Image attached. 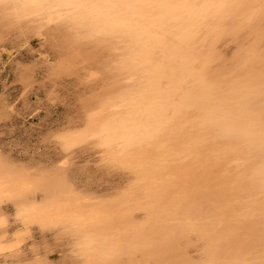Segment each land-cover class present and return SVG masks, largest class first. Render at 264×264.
Returning <instances> with one entry per match:
<instances>
[{
	"label": "bare ground",
	"instance_id": "1",
	"mask_svg": "<svg viewBox=\"0 0 264 264\" xmlns=\"http://www.w3.org/2000/svg\"><path fill=\"white\" fill-rule=\"evenodd\" d=\"M252 1L226 0L224 5L221 3L223 8L228 11L232 9L231 11L234 12L233 18L227 20L225 24L226 28H230V34L222 42L220 48L225 62L230 60L233 52L240 46L237 41L241 36L248 38L247 36H250L258 28H264V21L259 22V19L264 17V0ZM51 2L53 1L51 0ZM44 4L42 0H23L22 3H17L14 0H0V64H6L8 70L25 90L30 89L37 78L40 79L39 90L44 91L49 101L63 102L66 109L61 119L54 122L53 126L38 131L39 145L36 148L34 146L35 149L31 153L27 154L28 152L16 150L12 154L11 148L13 149L16 145L9 146L7 144V149H4L0 144V264H263L264 257L259 256L262 263L257 261L259 258L255 259L260 254L261 248L254 258V252L258 250L260 244L258 242H256L258 246L255 245L253 256L251 253H246L245 255L248 256H245L244 253L250 252L248 249L252 250L255 247L245 246L247 250L244 248L246 251L243 250L240 253L241 247L237 248V244L234 243L238 249L235 253L230 251V247H227L228 244L224 246L225 243H219L218 236H225L229 231L224 233L228 228H225V231L221 230L220 223L222 225L224 222L225 227H230L228 224L232 220L234 222L237 215H226L227 217L224 215L225 219L221 217L222 221L218 222L220 214L218 216L216 212L215 216L210 219L213 216L212 206L208 207L205 201L211 195L207 193L206 196L204 192L214 181L210 182L212 176L206 178L205 175L202 177L203 173H196L200 169V172H203L205 166H192L193 171L197 167L200 169H197L195 174L186 176L185 180L183 179L187 186L182 187L180 191L176 187H179V184H173V188L175 186L178 190L176 193L168 186L172 185L175 180L173 178V182L171 181L173 172L182 180V176L186 175L184 172L191 169L188 167V170H181L180 173L181 167H186L182 164L183 166L178 169L179 172L176 168L173 172L160 177L162 174L160 170L166 167V163H163L165 152L158 153L156 151L154 153L149 149V154L147 149L144 150L146 147L143 149L142 143L140 144L143 151L137 147L141 138L138 134L143 130H141V126L136 125L138 123L136 120L140 117L143 118V115L141 116L143 106L152 101H150L151 97L148 101L145 99L144 102V96H140L141 94H137L135 97L133 95L135 91L146 93V98L149 96V92H151L150 95H153L152 91H149L151 82L148 80L150 83H147L145 87L140 85L138 91L134 87L135 84L133 86L128 83L129 76L137 74V71L140 70L137 68L139 59H137L134 47L136 43L131 41L135 45H130L131 50L128 52L127 48L129 47H121L122 52L119 50L120 48H116L118 42L114 40V37L119 34L118 29H136V25L132 24L134 21L138 22V19L134 18L132 24L130 22L128 25H124L125 21L123 24L120 19L121 22L114 17L115 21L112 19L113 17L111 18L112 15L110 18H107L106 14L103 15L107 16L106 19L103 16L94 15L100 11L94 7L92 8L94 14L90 15L93 18H95L94 16L102 18L99 22H96V18L95 21H92L91 17V21L86 19V17L89 18L91 10L89 13L85 11L76 15L55 14L51 16V13L45 12ZM104 11L103 13H106V10ZM241 15H244L242 17H246V19L237 20V17H241ZM252 19L255 20H253L255 29L247 35L244 33L238 35V31L246 24L248 25ZM140 20L142 18L139 19L141 24ZM120 40H122L121 37ZM247 41L246 39L243 45L248 43ZM256 44L264 45V36L261 38L258 35ZM117 45L120 47L119 44ZM263 59L260 61L263 62ZM261 62L260 64L264 63ZM262 72L258 76L251 75L252 77H249H255L254 79H258V82L264 85V71ZM6 106L0 105V124L9 117ZM127 107L129 109H126ZM263 108L260 109L263 111ZM149 110H147L148 114L155 113L151 111L152 107ZM210 116L212 115L210 114ZM142 118L140 122L144 120ZM159 122L161 123V121ZM122 136L131 138H126L127 142L123 143L125 140L121 139ZM135 137L139 138L134 141ZM117 139L121 140L117 141ZM133 141L134 144L137 143L136 146L132 143ZM148 141L150 144L152 140ZM173 141L175 142V138ZM121 142L124 145L114 148ZM156 142L154 140V144ZM130 143L133 145L130 146ZM192 143L191 141L190 144ZM197 143L194 145L197 146ZM126 144H128L127 147ZM155 146L157 145L155 144ZM136 147L142 153L137 151L134 153ZM193 149H190L192 153ZM175 151L177 152V150ZM146 159L158 160V162L160 160L162 164L160 162L153 164L149 160L151 165L147 163ZM144 160H146V165H144ZM202 161L200 160V162ZM219 161L218 163H223ZM192 162L190 161V163ZM174 163L176 164V161ZM213 166V170L218 167L215 164L214 169ZM209 169L210 167L207 170L209 171ZM207 170L205 173L209 175ZM143 176L148 178L145 185L152 184V182L153 186L156 183H160V185L158 184L154 188L152 185H148L152 187L151 190L144 192L143 190H147L149 187L146 188L147 185L145 186L141 181L142 184L137 185L135 181L143 179ZM217 176L219 175L217 174ZM204 177L206 179H203ZM212 179L217 181L216 184L218 181H222V178L216 180L213 177ZM154 180L157 182L155 183ZM162 181L163 183H161ZM235 182L237 181L235 180ZM220 184L222 185L221 182ZM215 186L217 187V185ZM218 188L217 190H219ZM216 191L212 197L218 193ZM170 192L177 194L174 195L175 198L173 195L170 196ZM261 192L263 193V191ZM179 195L181 197L183 195L182 199L178 198ZM212 197H210L211 200ZM213 199L216 200L215 197ZM222 200L224 201V199ZM203 203L209 209H206ZM218 203L220 202L218 201ZM228 207L230 206L228 205ZM229 209L231 211V207ZM238 211L240 212V210ZM237 221L230 224L234 225ZM239 224L241 225V223ZM237 226L239 227V225ZM233 227L236 228V226ZM237 229L239 228H236V232ZM90 231H94L93 236L87 234ZM214 231H223L221 233L224 234ZM14 235L16 236L13 237ZM221 236L219 239L223 240ZM220 244L223 246L221 247ZM235 247H232L231 250H235ZM262 253L264 255V249Z\"/></svg>",
	"mask_w": 264,
	"mask_h": 264
},
{
	"label": "flooded vegetation",
	"instance_id": "2",
	"mask_svg": "<svg viewBox=\"0 0 264 264\" xmlns=\"http://www.w3.org/2000/svg\"><path fill=\"white\" fill-rule=\"evenodd\" d=\"M158 1L159 0H151L150 3L154 2L155 4H157L159 3ZM155 4L151 7L152 13H157L160 10V6ZM182 7L184 6H181L176 9L175 8L169 9L166 12H161L160 16L162 17L163 20H161L160 18L159 20L156 19V21L151 24L149 23L151 27L150 26L148 27L147 25V27H145L146 31L138 30L134 28L133 29L129 28L127 30L124 29L117 30L118 32L120 31L121 33H125L123 34L124 37L126 36L131 37L132 40H134V42L136 43V46L134 47L136 50V56L138 57L137 59H139V61L137 62L138 63L137 68L141 69L142 67H145L152 70V72L146 73V76H150L149 81L151 83L148 82V84L150 83L149 91H152L153 94L150 95L151 92L148 91L149 96L147 97V99L151 97L150 98L151 99L150 101H152L150 102V105L152 104L150 106L152 107L151 111L155 112L157 115L155 113H153L154 115L150 114V118L152 119L148 120L150 121L148 122L149 123L148 125L150 126L147 128V133L148 132L149 134L153 133V135H151L153 137L152 139L153 142L151 141L150 145L148 146L147 150L149 152L147 151V153L150 154V150H152L154 153L156 151H158V153L165 152V157L167 158L165 157L163 158L165 159L164 163H166L165 164L166 167H163L164 171L163 169L160 170L161 171L160 173H162L160 177L173 172L174 170H176V168L178 170L183 165H186V167L185 166L181 167L180 173L183 170L187 169L188 167L189 169H191L199 165H200L199 167L205 166L211 168L213 165L223 164L224 162L230 160L231 157L233 158L237 155L239 156L237 157L239 159H247L252 154H256V153L261 154L258 158L251 159L249 161V165L246 168L242 169V171H240L241 176L239 175V177L235 179L237 182H235L234 180V184H236L235 186L225 188L226 185L224 184L221 185L220 183L216 184V182L214 184L213 182L212 185H209V187L207 188L208 190L206 191L208 192L206 191H205L206 193L204 192L205 195L208 193L211 195L208 196L212 197L214 191H216L217 187H219L218 189L220 190L221 193H223V196L224 195L226 196H224L223 198L225 202L221 200L220 203L216 204V206H218L217 215L219 216L220 214V217L223 218L226 215L227 216L237 215L235 216L236 217L235 221L238 220L236 224L239 225V227L236 224L234 225L230 224L233 222V220L228 224L230 227H225L224 222H222V225L220 223V227L218 226L221 230L228 228L226 231L224 230L225 231L224 233H226L228 230L230 231L227 232V235H225L226 237L223 235L225 237V240L223 236L219 235L223 238V240L221 238L219 239L218 236V241H220L219 243L222 244L225 243L223 244L224 246L228 244L227 247L228 246L230 247L228 248L230 249L231 252L232 251L235 252L238 250L237 248L241 247L240 248L241 250L240 249L239 250L240 253H242L244 248H246L247 246L248 248L249 247L254 248L255 245L257 247L258 244L256 242H258L260 243L257 248L258 250L255 251L256 247L254 248L255 251L254 258H255L257 252L258 253L260 252L259 249L261 248L263 250L264 247V196H263L264 195V111H260V108L264 107V104L261 103V101L264 100V86L262 85V83L258 82V79L246 78V82L241 84V87L246 88V90L245 92L244 91L241 92V94H239L238 96L237 95L238 92H236L234 89L237 86H239V83L241 81L228 85L224 82H220L218 78L217 79L214 78L216 76H219L222 72L224 73L227 67L228 69L237 68L236 66L233 65L237 61H241L243 57V53H240L234 56L233 59H230L229 61L225 62V57L221 54V50H220V48L222 47L221 46L222 42H224L225 39L230 34V28L229 27L226 28L225 24L227 20L233 18L234 16V12L231 11L232 9L228 11L226 8L222 7L223 10L221 14L223 15V18L227 17L228 19L220 20L216 25L213 24L214 26L212 27V29L210 28L211 33L210 36L207 38L205 44L208 42L209 38H213L212 48H210L207 51L205 50L197 51L198 46H195V44L200 38V35H196L194 31L197 29L199 25H203L209 22L210 17H206V13L204 16H202V14H198L193 16L188 15L189 17H187L188 12L182 11ZM217 18H218L217 16L213 17L212 22L215 23ZM253 20L254 19L250 20L248 25L246 24L245 26H243L238 31V35L240 33H244L247 35L250 31L254 30L255 20L254 21ZM200 29L202 28H199L198 30ZM152 33L155 34L152 35ZM159 33H161V38L155 37V35H158ZM245 37L242 38L241 36V38L237 41V43H239L240 46H243ZM224 62L225 64H223ZM216 67H218V69H215ZM247 67L248 66L244 67V69ZM232 75H234V73ZM228 78H230V76ZM228 78H226L225 80H228ZM152 84L154 88L152 87ZM176 89H185L186 91H184V93L180 95V97H177L178 95L177 94L175 97L171 99L172 93ZM176 99H178V102L176 104H172L171 102ZM187 104L190 105L188 106ZM158 111L161 113L158 114L157 113ZM160 114L162 118H159L161 117ZM210 114L212 116H210ZM155 115L158 118V119L156 118L157 120L155 119L156 117ZM192 116L196 117V119L193 120L194 122L191 121L186 124L187 120ZM151 121H153L152 123H156L158 125L152 124ZM159 121H161V123ZM154 125H155V129H154ZM203 127H205L206 129ZM158 131L160 132L158 133ZM198 133L200 134V136ZM192 135L194 136L192 137ZM154 137L157 139H155ZM165 137H167L168 139ZM174 138H175V142L173 141ZM154 140L157 141L155 143L157 146H155ZM159 140L162 142H160ZM191 141L193 142L192 144H190ZM196 143L198 147L194 145ZM190 149L191 150L193 149V153L190 151ZM175 150H177V152ZM241 151H244V153L239 155ZM171 158L173 159L171 160ZM180 158H182L183 160ZM218 158L221 160L219 161ZM166 159H170V160H166ZM199 159L203 161L200 162ZM175 161L176 164L174 163ZM190 161L193 162L190 163ZM218 161L223 163H218ZM209 162L211 163V165ZM168 167L169 169H167ZM173 174L176 173L173 172ZM143 177L144 179L147 178V176H143ZM244 180L245 182H243ZM145 182L147 183V181ZM161 183H163V181ZM215 185H217V187ZM219 190H217L216 192L220 193ZM261 191H263V193ZM218 193H216V195ZM243 194L244 196H242ZM216 195H213L215 199H216ZM249 195H251L253 198L250 197ZM247 197L250 200H248ZM228 205L231 207V211ZM238 210H240V212ZM239 214L241 218L238 217ZM235 221L233 223H235ZM239 223H241V225ZM233 226L239 228L237 229V232H236V228ZM215 227L217 228L216 225ZM217 232L218 233L220 232V234H224L221 233L223 231H216L215 233ZM231 238L235 240H232ZM234 243L235 245L237 244L236 245L237 248L235 247ZM222 244H220L221 247L223 246ZM232 247H235L234 248L235 250H231ZM246 250H244V252ZM261 252L258 255V257L255 258V259L259 258L257 259L259 263H262L260 262L261 258L259 256L264 257L263 253L261 254ZM251 255L253 256V253Z\"/></svg>",
	"mask_w": 264,
	"mask_h": 264
},
{
	"label": "rangeland",
	"instance_id": "3",
	"mask_svg": "<svg viewBox=\"0 0 264 264\" xmlns=\"http://www.w3.org/2000/svg\"><path fill=\"white\" fill-rule=\"evenodd\" d=\"M14 1H16L17 3H22L23 2V0H14ZM52 1L53 2H51V0H42V3H45L44 4L45 5L44 6L45 12L46 13H51V16L55 15V14L56 15H58V14L59 15L75 14L76 15V14L84 13L85 11H88L87 13H89V11L91 10L90 13H89V18L86 17V19H88V20L90 19V21H91V18H92L93 19L92 21L96 20V22L97 21L99 22V20H101L102 18H97L96 16L99 17V16H103V15L106 14L108 17L107 16H103L104 19H106L105 17L110 18V15H112L111 18L113 17L112 19H114L115 21H116V18H117V20L119 22L122 21L123 24H124V21H125L124 25H128V23H130V22L132 24L133 23L132 20L134 21V18H137L138 22H139V19L142 18V20H140V21H142L141 24H144V25H141L140 22L138 23L137 21H134V23L132 25L133 26L136 25V27H135L136 29L144 30V31H146L145 27H147L145 25H148L149 23L151 24V23L155 22L156 19L159 20V18H161V20H163L162 17L160 16V13L161 12H166L169 9H174V8L176 9V8L181 7V6H184V7H182V11H184V12L187 11L188 12L187 13V17H189L188 15L193 16V15H198V14H202V16H204L205 13H206V17H210L209 22H207V23H205L203 25H199L197 27V29L194 31L196 33V35H200V38L198 39L197 43L195 44V46H198L197 51H200V50L207 51L210 48H212L213 38H209V40H208V42L206 44H205V42H206L207 38L210 36L212 27L214 25H216L220 20L224 19L223 15L221 14L222 10H223L222 6H221V3H222V5H224L226 3V0H159L158 1L159 3H157V4H155L154 2L150 3L151 0H74V1L73 0H70V1L69 0H52ZM218 2H220V3L218 4ZM252 2H255V0H253ZM247 3H249V1H247ZM154 4L160 6V10L158 11L159 15H158V12L157 13H152L151 12V7ZM93 7L96 8V9H99L100 11L98 13H96V14L92 13L93 12V10H92ZM113 7H114V9H113ZM106 8L109 9V10H107ZM104 10H106V13H103V12H105ZM110 10H112L111 11L112 13L110 12ZM91 13L96 15V16H94L96 19L93 18L90 15ZM122 13H124V14H122ZM215 16H217L218 18L216 19V22L213 23L212 22L213 21V17H215ZM242 16H244V15H241V17L238 16L239 18L237 17V20L238 19H244V17H242ZM114 17H116V18H114ZM127 18H128V22L126 24ZM137 19H135V20H137ZM245 19H246V17H245ZM129 20H131V21H129ZM263 21H264V17L259 19V22H263ZM135 22H137V23H135ZM124 25H122V26H124ZM149 25H148V27H149ZM199 28H202V29L198 30ZM123 34H125V33H121L119 31L118 35H120V36L117 37L118 35L117 36L115 35L116 37H114L115 38L114 40H117L116 42H118V43H116L113 40L116 43V46H117L116 48H118V49L120 48L119 50H122V52H123V49H121V47L127 46V47L130 48V45H134L132 43L134 40H132V38L128 37V36L124 37ZM154 34L155 33H152V35H154ZM258 35H259V37L263 38V36H264V28L260 27L256 31H254V33H251L250 36H247L248 38H245L244 41L246 42V39H247L248 43H246L243 46H240V47L236 48L237 50H235L233 52V55L230 57V59L233 58L234 56L240 54V53H243L242 60L241 61H237L234 64V66H236L237 68H232V69L229 68L228 69V67H227L225 69L226 71H224L225 73L222 72L219 76L214 77L216 79L218 78V80L220 82H224V83H226L228 85L234 84V83H236L238 81H241L239 83V86H237L234 89L236 92H238L237 93L238 96H239V94H241V92H243V91L245 92V90H246V88L241 87V84L246 82V77L247 76H248L247 79H251V77H252L251 75H254V76L257 75L258 76L259 73H263L262 71H264V63H263L264 61L263 62H261L262 60L260 61V59L264 58V45L262 44V46H261L259 44H256ZM120 37H121L122 40H120ZM155 37L161 38V33H159L158 35H155ZM127 39H130V40H127ZM119 41H120V43H119ZM117 44H119L120 47H118ZM129 48H127L128 50L126 49L127 52L131 50V48L130 49ZM115 51H118V50L115 49ZM118 52H120V51H118ZM123 56H125V55H123ZM258 60H259V62H258ZM4 61H5V59H4ZM260 62L263 63V64H260ZM223 64H225V62ZM256 65H258V66H256ZM246 66H248V67L243 70V68L246 67ZM215 69H218V67H216ZM251 71L254 72V73H252ZM150 72H152L151 69L142 67L140 70L137 71V74L135 73V74L130 75L129 76L130 78L128 77L129 79H127L129 82L127 80H126V82L131 83L133 86L135 84L134 87H136L137 91H138V89L140 90V85H141V87H145L147 85V83L149 82L148 80H149L150 76H146V73H150ZM233 73H234V75H232ZM13 76L14 75L8 70V67L6 66V64L1 63L0 64V105H3V104L5 106L7 105L6 109L8 110L9 117L5 121L1 122L2 124H0V144L2 145V147H4V149H7V147H8V146H6L7 144L9 146L10 145H13V146L16 145L15 147H13V149L11 148V150H13V152H11L12 154H14V152L16 150L19 151V152H23V151L26 152V153L28 152L27 154H29V153H31L33 151V149H35L39 145V142H38L39 139L37 137L38 131H40V130L43 131L47 127L53 126L54 122H56L59 119H61V117L65 113L66 109L64 107V103L63 102H61V101H58V102L57 101L56 102L49 101V98H48L47 95L44 94V91L42 89L39 90V84L41 83L40 79L37 78L35 80V83L33 84V86L30 89L25 90L18 83L16 77L15 76L13 77ZM229 76H230V78H228ZM249 76H251V77H249ZM226 78H228V80H225ZM138 86H139V88H138ZM184 91H186V90L185 89H176L175 91H173L171 99L173 97H175L177 94H178L177 97H180V95H182L184 93ZM137 94L138 95L141 94L140 96H144L143 97L144 98V102H145V99H146V101L148 100L145 97L146 93H141V92L139 93V92L135 91V94L133 95V97H135ZM177 102H178V99L173 100L171 103L172 104H176ZM263 102H264V100L261 101L262 104H263ZM150 106H151L150 102L146 103L143 106L144 108H142V111H141V116L143 115V118L140 117V118H138L136 120L138 122L136 125L139 126V127L141 126L140 127L141 130L144 131V132L142 131L141 133L138 134V136H141V138L139 140L140 142L137 141V142H139V146L137 145V143L134 144V141H136L137 138H139V137H135L136 139L135 140L133 139L134 141L132 142L134 144V146L137 145V147L140 148L142 151H143V149L145 147L146 148L144 150L146 151L148 145H150L148 140H152L153 139V137L150 136V134L147 133V131H146L147 128L150 126V125H148V118H150V114H148L149 112L147 111V110H149ZM128 107L130 108L132 106H128ZM128 107L126 109H129ZM11 111H13V112L10 113ZM260 111H262V110L260 109ZM263 111H264V108H263ZM144 114H147V115L144 116ZM169 116H170V114H169ZM141 118L144 119L142 122H140ZM194 119H196V117L192 116L191 118H189L187 120L186 124L188 122L193 121ZM133 136H135V135H133ZM129 137L130 136H128V137L127 136H125V137L122 136L121 139L125 140V141L122 140L123 143H126L127 142L126 138H129ZM121 139H119V140H121ZM119 140L117 139V141H119ZM123 143L121 142L119 144H116V147H114V148L121 147ZM132 143H130V146L133 145ZM140 143H142L143 149H142V145ZM150 143H151V141H150ZM34 146H35V148H34ZM125 146L127 147L128 144H126ZM137 147H136V149H134V153L136 151L139 152L140 149H138ZM142 151L139 152V153H142ZM242 153H244V151H241L239 153V155L242 154ZM260 155L261 154H258V153L252 154L247 159H239V158H237V157H239L237 155V156L231 158L230 160H228L227 162L223 163L224 165L223 164H221V165L217 164L218 167H216L217 168L216 170H213L212 167H211L209 169V171H208L207 170L208 167H205L204 169L202 168L203 172H200L201 169L197 167V168L194 169V171H193V169H191L192 172H191V170H188V172L185 171L184 174H186V175L183 174L185 177L182 176V180L183 179L185 180L188 176L195 174L197 169H200V170H198L199 172L197 171L196 173H198V174L199 173L200 174L203 173V174H201L202 177L204 175H205L206 178L208 176L209 177L212 176V178L214 177L216 180H220L222 178V181L220 180V182L222 184H224V185L226 184L227 187H229V186L231 187V186L234 185V180L240 175L239 174L240 171H242V169L246 168L249 165V161L251 159H253V158H258ZM149 160L150 159H148L147 163H149L151 161V163L156 164L158 162V160L157 161H153V160L149 161ZM145 162L146 161H144V165H146ZM159 162H160V160H159ZM164 162L165 161L163 160V163ZM151 163H149V164H151ZM214 166H213V168H214ZM206 170L208 171L209 175H207V173H205ZM210 170H213V171L210 172ZM218 170H219V172H218ZM211 173H213V174H211ZM232 173H233V175H232ZM217 174L219 176H217ZM224 174H225V176H224ZM172 176H173V174H172ZM172 176H171V178H172L171 181L173 182V180L174 179L175 180L172 183V185H170V184L168 185V186H170V188L172 190L174 189L175 192L178 191V190L180 191V189L182 187L187 186L186 182L184 180L183 181L181 180V177L179 179V177L176 176V174H174L173 177ZM234 176H236V177H234ZM205 177L203 179H206ZM177 178L179 179V182H178ZM212 178L210 179V182L211 181L217 182V181H215ZM145 179L148 182V178H145ZM145 179L141 178V180L139 179L138 181L137 180H135V181L137 182V185L140 183V181L142 183L144 182L143 184L145 185ZM223 179L227 180V181H224ZM171 181H170V183H171ZM154 182H155V180H154ZM220 182L218 181V183H220ZM142 183H140V185ZM175 183L177 185L179 184L180 188L178 186H176L178 188V190L175 188V186L173 188V184H175ZM152 184L154 185L153 182H152ZM152 184H146L147 186L146 185L145 186L147 188V187H149L148 185L151 186ZM158 184L160 185V183H156L155 186L152 185V187L154 188ZM144 185H142V186L145 189ZM152 187H149V188H147V190H143V191L145 192V191H148L149 189L151 190ZM203 187H202V189L205 190ZM176 193L172 194V192H170V196L173 195V197H174V195H177ZM220 194L223 195V193H219L218 194V196L216 197V200L218 199L217 202H216V200L214 201L213 199L211 200L210 198L206 199V201L204 200L205 203L208 205V207L212 206V210L211 211L213 213V216L211 215L212 217H210V219H212L215 216V213L217 212L218 206H216V204L218 203V201L220 202L224 198ZM182 197H183V195H182ZM182 197H181V195L178 196V198H180V199H182ZM184 198H186V197H184ZM207 200H209V201H207ZM206 204L203 203V205L205 207L207 206ZM208 207H206V209H209ZM212 213H210V214H212ZM148 215L150 216V214H148ZM220 219H221V217H220ZM220 219H217L218 222L222 221V219L221 220ZM93 233H94V231L93 232L90 231L87 234L90 236V234L92 235ZM95 233H97V232H95ZM15 236L16 235H14L13 237H15ZM252 250H248L250 252H245L244 255L246 253L247 254L248 253L252 254L254 252V249H252ZM245 256H248V255H245Z\"/></svg>",
	"mask_w": 264,
	"mask_h": 264
}]
</instances>
